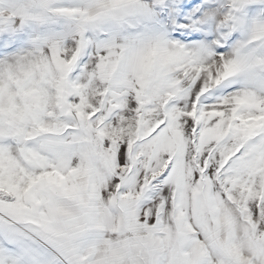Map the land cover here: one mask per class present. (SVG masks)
Masks as SVG:
<instances>
[{
  "label": "snow or ice",
  "instance_id": "6c2138e0",
  "mask_svg": "<svg viewBox=\"0 0 264 264\" xmlns=\"http://www.w3.org/2000/svg\"><path fill=\"white\" fill-rule=\"evenodd\" d=\"M0 264H264V0H0Z\"/></svg>",
  "mask_w": 264,
  "mask_h": 264
}]
</instances>
